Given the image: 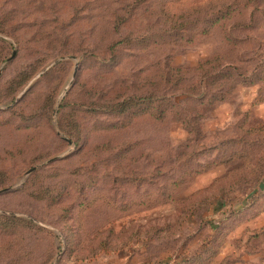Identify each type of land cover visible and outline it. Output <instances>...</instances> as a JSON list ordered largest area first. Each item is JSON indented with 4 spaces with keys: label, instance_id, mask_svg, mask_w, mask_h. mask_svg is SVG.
<instances>
[{
    "label": "rangeland",
    "instance_id": "374dc122",
    "mask_svg": "<svg viewBox=\"0 0 264 264\" xmlns=\"http://www.w3.org/2000/svg\"><path fill=\"white\" fill-rule=\"evenodd\" d=\"M0 264H264V0H0Z\"/></svg>",
    "mask_w": 264,
    "mask_h": 264
},
{
    "label": "water",
    "instance_id": "95a60500",
    "mask_svg": "<svg viewBox=\"0 0 264 264\" xmlns=\"http://www.w3.org/2000/svg\"><path fill=\"white\" fill-rule=\"evenodd\" d=\"M1 193V192H0Z\"/></svg>",
    "mask_w": 264,
    "mask_h": 264
}]
</instances>
